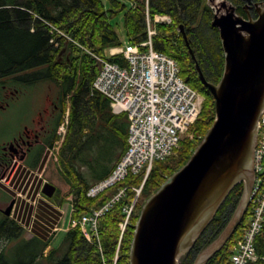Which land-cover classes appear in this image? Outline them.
<instances>
[{"label": "trees", "instance_id": "1", "mask_svg": "<svg viewBox=\"0 0 264 264\" xmlns=\"http://www.w3.org/2000/svg\"><path fill=\"white\" fill-rule=\"evenodd\" d=\"M131 1L132 7L124 18L127 39L140 41L145 38L147 11L150 15H170V24L157 25L154 46L175 58L185 81L206 97L194 126V138L182 140L175 154L156 161L146 179L143 172L130 174L119 184L138 188L143 183L142 191L149 197L187 163L216 117L215 99L199 78L196 61L186 45L181 25L208 80L220 81L225 55L220 31L212 25L214 14L208 0H148V6L146 0ZM228 1L236 6L238 14L248 16L245 0ZM252 2L264 3V0ZM125 7L115 0L110 8L103 0H0V79L26 83L30 91L48 83L49 95L63 103L58 125L69 108L64 141L56 161L47 172L50 182H60L54 197L59 203L64 195L75 196L78 209L75 216L91 207L102 206L117 192L119 186L112 189L113 193L107 191L96 198L86 194L92 184L112 172L124 155L129 120L126 114H114L109 98L94 90L93 83L101 68L99 61L72 42L65 46L67 37H62L53 26L92 52L105 55L109 47L122 43L111 19ZM251 12L257 11L253 9ZM54 37L61 45L56 46L51 41ZM113 60L122 62L118 58ZM58 138L54 130L46 138L47 146H53ZM45 149L43 146L38 157L28 164L37 167ZM131 187L100 220L102 250L97 243L87 241L79 228L67 232L59 244L48 249L47 231L40 223H37L33 236L26 238L22 226L5 216L0 221V264H131L132 242L142 210L138 206L137 213L141 191L126 229L122 231L127 216L125 207L132 203L137 193ZM243 191L242 183L230 191L227 201L220 206L193 247L181 257V264H195L199 254L222 233L238 208ZM250 215L249 202L235 231L206 264L230 263L232 244L244 232ZM256 248L259 259L250 264H264V232L257 238Z\"/></svg>", "mask_w": 264, "mask_h": 264}, {"label": "water", "instance_id": "2", "mask_svg": "<svg viewBox=\"0 0 264 264\" xmlns=\"http://www.w3.org/2000/svg\"><path fill=\"white\" fill-rule=\"evenodd\" d=\"M245 1L247 11L252 0ZM254 5L256 18L238 14L226 0L214 14L212 25L220 31L225 55L218 83L206 78L184 26L180 27L199 78L215 99L216 117L187 163L144 204L131 264H181V257L213 220L229 192L244 180L245 195L230 222L195 262L205 264L225 244L249 205L257 125L264 109V3ZM43 191L52 197L56 186L47 183ZM13 203L4 211L8 216Z\"/></svg>", "mask_w": 264, "mask_h": 264}, {"label": "built area", "instance_id": "3", "mask_svg": "<svg viewBox=\"0 0 264 264\" xmlns=\"http://www.w3.org/2000/svg\"><path fill=\"white\" fill-rule=\"evenodd\" d=\"M171 21L169 15L156 14L153 19L148 15L147 35L144 40L127 42L123 46L111 48L110 54L112 56L121 54L125 61L123 64L94 54L101 62V69L94 80L93 88L110 99L114 113L128 115L129 133L128 148L124 156L107 178L89 188L88 196L99 195L107 188L123 181L129 174L145 172L147 176L155 161L167 158L177 149L201 112L202 96L182 77L178 61L154 46V37L157 34L155 23ZM53 29L62 37L69 38L59 28L53 26ZM51 41H54L56 46L60 44L56 37ZM257 128L254 182L250 195L252 215L244 233L233 244L230 264H249L255 261L257 259L255 242L264 231V109ZM64 131L62 125L60 132ZM32 184L33 182L29 184L30 187ZM126 190L127 187L119 188L106 204L93 208L79 217L73 216L75 207L72 196L68 197L70 201L67 205L59 206L49 202L40 190L37 201L43 198L59 216L52 232L80 228L82 235L89 242L97 241L101 247L100 218L125 197ZM19 195L23 197L22 191ZM133 204L134 202L125 208L127 214H131ZM127 222L128 219L122 230L125 229ZM31 227L32 224L29 228ZM117 258L118 253L115 262Z\"/></svg>", "mask_w": 264, "mask_h": 264}, {"label": "rangeland", "instance_id": "4", "mask_svg": "<svg viewBox=\"0 0 264 264\" xmlns=\"http://www.w3.org/2000/svg\"><path fill=\"white\" fill-rule=\"evenodd\" d=\"M103 1L105 3L106 7L110 8V7H112L114 0H103ZM115 1H118L121 4H125V6H126L124 10H120L111 19L112 24L115 26V28L117 29V31L120 35L122 44H124L128 40L126 37V33H125L124 18H125L126 11L132 7V1L131 0H115ZM222 1L223 0H217L216 3H218V2L221 3ZM230 3L231 2L228 1V5ZM211 4H212V2L210 3V5ZM223 12H224V10H223ZM256 17L253 16V18H256ZM213 83H218V82H213ZM26 92H27V94L25 95V97L23 95V97L21 98L22 100L18 104L19 107L14 108L12 110L13 111L12 113H8L4 116L0 111V120L3 118H6L5 120H10V121L15 120L20 111H22L21 113L26 112L24 117H27V114H30L31 104H32L33 109L41 108L43 103H45L46 98L48 96H50L49 95V84L48 83H42L31 91L26 90ZM201 95L203 98V102H202V108H203L204 102L206 101V97L203 93H201ZM194 126H195V124H194ZM194 126L191 128L189 134L186 137V140L189 138L190 139L194 138V128H195ZM13 130H14V128H8V129L2 130V128L0 126V141L6 137H9ZM54 161H56V158L53 156V152L50 150V151H48V153L46 155H44V160H43L42 164L37 168L29 169L27 167H24L25 166L24 164H15L11 170L10 169H4L3 170V172H6V174L1 178L0 185L3 186L5 191L9 194L11 201H12V199H14V198L16 199L18 197L17 207L15 209L14 214H11L10 217L22 226L23 231H24V236L26 238H30L33 236L37 223H40L42 225V227H46L47 224H51L53 222H56V219L59 218L58 214H51V213H53L51 211V207L43 198H39V200L37 201V199L39 197L38 192L41 190V186L43 185V183L46 181L50 182L47 170L50 166L52 168V162H54ZM31 182H33V184L30 187ZM50 183L56 185V187H57V184H60L59 181L50 182ZM23 187H25V188L22 192V194H23V197H22L21 195H19V193ZM142 187H143V183H141V185L138 186V188H142ZM63 189H65V188H63ZM112 189H111V191L108 190V192L113 193ZM142 190L143 189H140V193ZM64 194H65V192H64ZM228 195H227V197H228ZM149 197H146V194L143 193V191H142V193L139 197V200H138L139 202L137 205V213L140 210L139 208H141V207L143 208L144 204L149 199ZM227 197L225 198V200L223 201L222 204H224L227 201ZM36 201H37V203H35ZM52 201L58 203L57 199L56 200L52 199ZM69 201H70V198H67L64 195L63 199L61 201V204H66ZM25 203H27V204L25 205ZM141 205H143V206H141ZM138 206H140V207L138 208ZM43 208L46 209V214H41V209H43ZM224 209L225 208L223 207V211H224ZM140 211H142V210H140ZM244 213L245 212H243L240 219H242V217L244 216ZM5 216H7V215L6 214H0V221ZM30 223H33V225H34L33 230L29 228ZM25 226H27V227H25ZM64 235H65L64 231L59 232L55 236V238L50 241V246L48 247V249L54 245L59 244L63 240ZM227 241H228V239H227ZM3 243H4V240H3ZM11 243H13V242H11Z\"/></svg>", "mask_w": 264, "mask_h": 264}, {"label": "flooded vegetation", "instance_id": "5", "mask_svg": "<svg viewBox=\"0 0 264 264\" xmlns=\"http://www.w3.org/2000/svg\"><path fill=\"white\" fill-rule=\"evenodd\" d=\"M253 9L256 10V6L252 2L247 7V12L256 17L258 14L257 12L252 13L251 10ZM26 90L30 91L26 83H12L6 78L0 79V111L4 116L12 113L14 108L19 107L21 98L27 94ZM62 104L59 99L48 96L41 108L33 109L31 104L30 114H27V117H24L26 112L21 113L22 111L19 110L15 120H5L6 118L0 120L2 130L14 128L9 137L0 141V179L5 175L2 170L12 169L15 164H26L36 159L41 153L42 147H48L46 138L54 130L59 134V127L63 122L62 120L58 125L59 117L63 112ZM63 117L65 118V114ZM250 174L253 181V165ZM239 183L244 186L242 200L246 191V182L241 180ZM10 203L9 194L0 185V214H5L4 211ZM16 203L15 200L11 213Z\"/></svg>", "mask_w": 264, "mask_h": 264}, {"label": "bare ground", "instance_id": "6", "mask_svg": "<svg viewBox=\"0 0 264 264\" xmlns=\"http://www.w3.org/2000/svg\"><path fill=\"white\" fill-rule=\"evenodd\" d=\"M223 1H224V0H223ZM223 1H222V2H223ZM217 4L219 5L220 2H218ZM148 15H150V13L147 11V17H148ZM139 194H140V190H139ZM138 196H139V195H137V197H138Z\"/></svg>", "mask_w": 264, "mask_h": 264}]
</instances>
